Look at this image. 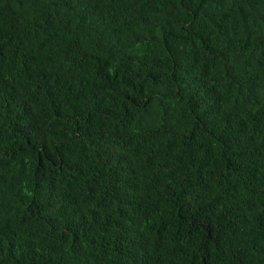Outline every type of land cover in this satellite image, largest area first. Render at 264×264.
<instances>
[{
	"label": "trees",
	"instance_id": "1",
	"mask_svg": "<svg viewBox=\"0 0 264 264\" xmlns=\"http://www.w3.org/2000/svg\"><path fill=\"white\" fill-rule=\"evenodd\" d=\"M0 264H264V0H0Z\"/></svg>",
	"mask_w": 264,
	"mask_h": 264
}]
</instances>
